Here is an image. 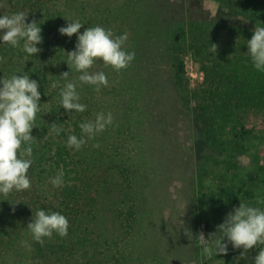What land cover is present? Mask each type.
<instances>
[{
  "label": "trees",
  "instance_id": "trees-1",
  "mask_svg": "<svg viewBox=\"0 0 264 264\" xmlns=\"http://www.w3.org/2000/svg\"><path fill=\"white\" fill-rule=\"evenodd\" d=\"M232 1L239 13L255 18V23L264 27V0ZM17 12L27 14L26 22L40 25L41 51L31 58L22 50L23 41L17 48L0 43V77L23 72L38 80L41 112L32 130L34 163L28 170L31 188L6 198L0 196V264H170V250L179 255L171 249L172 237L163 227L162 210L168 198L167 167L184 176L186 166L176 161L174 150H167L166 145L162 149L156 141L142 153L138 125L139 103L147 108L153 99V79L157 78L158 63L165 57L170 59V71L163 79L171 84L163 89L168 97L177 95L175 87L182 89L178 112L186 123L193 121L206 148L207 161L195 160L200 168L194 192L198 194L203 188L208 165L218 170L224 165L227 170L244 169L234 172L221 186L212 179L217 188L208 186V190L217 208L208 209L212 216L197 224L203 223L206 229L213 225L215 229L218 212L227 215L240 203L264 209V158L261 162L259 154L247 151L254 140L247 116L260 114L264 130V72L254 68L246 44L253 30L230 27L243 35L230 42L223 35L224 30L226 34L231 32L229 27L204 22V26L196 27L189 44L182 28L169 27L166 35L160 33L152 0H0V15ZM65 17L83 23L80 32L101 26L114 36L127 33L124 47L135 53L130 65L119 72L98 59L90 71L106 73L108 85L99 90L87 84L79 86L80 102L87 107L83 113L72 115L60 106V88L51 87L61 73L69 71L64 60L77 41L76 34L69 38L58 31L69 22ZM213 44L219 45L216 53L211 51ZM187 52L204 72L203 82L193 88H189L184 73L183 55ZM78 76L73 69L69 79L78 83ZM99 112L111 113L113 124L88 139L80 150L67 146L70 135L81 136L79 124L94 121ZM55 127L62 131L56 134ZM167 151L168 161L161 162ZM241 157L250 159L244 164ZM58 170L64 173V184L54 187L50 180ZM39 209L65 215L68 235L54 233L41 245L30 234L23 242L22 235ZM257 252L255 247L249 251L255 255ZM237 253L229 246L226 255L203 258V262L222 257L227 264H251L253 259L248 257L237 260Z\"/></svg>",
  "mask_w": 264,
  "mask_h": 264
},
{
  "label": "clouds",
  "instance_id": "clouds-1",
  "mask_svg": "<svg viewBox=\"0 0 264 264\" xmlns=\"http://www.w3.org/2000/svg\"><path fill=\"white\" fill-rule=\"evenodd\" d=\"M26 15L24 12L0 15V43L17 48L23 41V52L27 57L35 58L34 54L41 51L38 45L43 42L42 29L35 21L26 22ZM65 19L69 22L58 31L69 38L76 34L77 41L74 50L68 51L64 60L69 71L61 73L60 79L53 81L51 87L60 88V106L72 115L83 113L87 107L80 102V93L77 91L79 86L87 84L99 90L101 86L108 85L106 73L90 71L98 59L106 67L110 66L119 72L130 65L135 53L124 47L127 33L114 36L110 29L101 26L87 27L80 32L83 23L68 17ZM246 44L254 68L264 72V27L256 26ZM211 51L216 53L215 44ZM73 69L79 73L78 83L69 79ZM60 80L64 81L63 86L60 85ZM40 86L38 80L23 72H16L7 78L0 77V196L5 198L13 192L31 188L28 170L34 163L32 144L35 136L32 135V130L38 125L37 114L41 112ZM112 124L111 113L99 112L94 121L79 124L81 136L70 135L67 146L80 150L88 139H94ZM53 131L59 134L62 129L55 127ZM95 146L99 147L98 144ZM50 183L54 187L63 186V171L58 170ZM27 228L33 240L43 245L45 238H51L54 233L60 237L67 236L69 221L60 212L39 209ZM187 236L191 239L193 234L188 231ZM195 237L198 247L209 259L226 255L231 246L232 249L241 250L238 260H247L249 251L255 247L258 252L251 264H264V247H261L264 245V209L240 203L226 215L214 233L206 238L200 232Z\"/></svg>",
  "mask_w": 264,
  "mask_h": 264
},
{
  "label": "rangeland",
  "instance_id": "rangeland-1",
  "mask_svg": "<svg viewBox=\"0 0 264 264\" xmlns=\"http://www.w3.org/2000/svg\"><path fill=\"white\" fill-rule=\"evenodd\" d=\"M152 2L155 15L157 14L160 20V33L166 35L169 27L182 28L189 44L192 43L190 37L193 36L196 27L204 22H216L224 24L226 28L229 27L227 30L231 32L226 34V30H224L223 35L225 38H229L230 42L237 41L240 36H243L238 30L247 32L248 30L254 31L256 26L259 27L255 18L239 13L237 4L232 0H225L224 3H219L215 0H152ZM230 27H235V30L238 29L237 32H234L232 28L231 30ZM218 48L219 45L217 44L216 50ZM160 49H163L162 45ZM169 60V58L165 57L158 63L157 78L153 79L155 81L153 82L156 83V91L147 108L142 107V102L140 101L139 114H141V117L138 123L142 138L140 148L142 153L147 152L148 144L156 141V146L164 149V145H166L168 147L167 150H174L176 161L178 163L181 162L179 163L180 165L183 162L186 166L187 174L180 176L174 172L173 167L168 168V165H166V172H169V177L166 180L165 192L168 198L162 210L163 215H165L163 227L171 233V249L175 248V251L180 252L179 255H176L170 250L169 262L170 264H227L223 262L222 257H218L208 263L203 262V258L207 257L202 253L201 248L198 247L195 236L203 232L207 238L217 230V227H215V230L212 225V228L206 229L203 223L197 224V222L203 218L211 217L212 213L210 210L217 208V204L209 195L208 186H213L217 182H219V186L224 185L229 182L234 172L244 169L230 167V170H227V166L224 165V167L219 166L218 170L217 167L208 165L206 166V171H208L209 175L203 178V188L198 194L194 192L197 184V173L200 168L198 164L202 160L207 161V153L193 121L186 123L184 116L178 112L181 107V99L178 96L182 89L175 87L177 95L173 97H168L163 89L167 83L171 84L169 79H163V76L170 71ZM183 65L185 77L189 80V88H193L203 82L204 72L199 68L191 52L183 55ZM260 121L261 115L257 113L250 114L246 118L247 124L254 129V140L250 142L247 151H255L259 154L262 162L264 158V130ZM145 134H148L146 139L144 137ZM169 151L161 156V162L168 161L166 158L169 156ZM182 159L184 160L182 161ZM249 159L241 157L240 160L245 164L247 163L245 161ZM195 160L199 163H196ZM221 174H223V177H221ZM212 179L215 180V184ZM215 188H217L216 185ZM221 208L219 203V210ZM225 217V213L218 212L216 222L219 219V223H217V226L223 222ZM188 231L193 234L191 239L187 236ZM30 234L29 230L25 231L21 240L26 242L30 238ZM27 244L25 246L26 250H28ZM178 246L180 250L177 249ZM167 250L169 249L167 248ZM236 251L240 255L241 250L236 249ZM24 257H22V261L25 260ZM247 257L253 259L255 254L248 253Z\"/></svg>",
  "mask_w": 264,
  "mask_h": 264
}]
</instances>
